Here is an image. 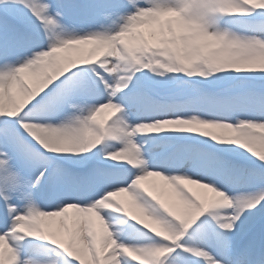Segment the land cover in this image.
Here are the masks:
<instances>
[{
	"label": "snow or ice",
	"instance_id": "snow-or-ice-1",
	"mask_svg": "<svg viewBox=\"0 0 264 264\" xmlns=\"http://www.w3.org/2000/svg\"><path fill=\"white\" fill-rule=\"evenodd\" d=\"M0 264H264V0H0Z\"/></svg>",
	"mask_w": 264,
	"mask_h": 264
},
{
	"label": "bare ground",
	"instance_id": "bare-ground-1",
	"mask_svg": "<svg viewBox=\"0 0 264 264\" xmlns=\"http://www.w3.org/2000/svg\"><path fill=\"white\" fill-rule=\"evenodd\" d=\"M143 30L147 32L149 30V26L145 25L143 26ZM159 178H149V181L151 180H158ZM145 183H148L147 181ZM190 188H192L194 191H196L198 194H200L202 197L206 195H210V192L206 189H201L199 185L195 184H189ZM162 198L165 199L166 202L170 204V206H178V198L175 196V194L172 192L171 187L169 186L166 188L162 193ZM71 211V210H70Z\"/></svg>",
	"mask_w": 264,
	"mask_h": 264
}]
</instances>
